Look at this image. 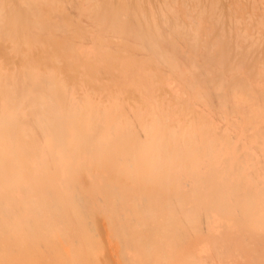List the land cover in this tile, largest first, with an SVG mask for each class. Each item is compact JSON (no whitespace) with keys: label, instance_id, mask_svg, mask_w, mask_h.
Listing matches in <instances>:
<instances>
[{"label":"bare ground","instance_id":"bare-ground-1","mask_svg":"<svg viewBox=\"0 0 264 264\" xmlns=\"http://www.w3.org/2000/svg\"><path fill=\"white\" fill-rule=\"evenodd\" d=\"M0 264H264V0H0Z\"/></svg>","mask_w":264,"mask_h":264}]
</instances>
